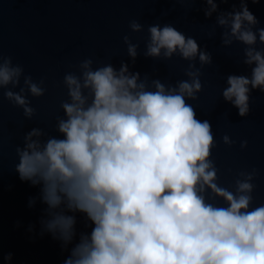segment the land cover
<instances>
[{
	"label": "clouds",
	"instance_id": "1",
	"mask_svg": "<svg viewBox=\"0 0 264 264\" xmlns=\"http://www.w3.org/2000/svg\"><path fill=\"white\" fill-rule=\"evenodd\" d=\"M171 2L204 4L205 19L215 15L208 38L220 29L222 48L243 46L240 63L249 71L227 75L220 99L248 117L252 93L264 94V27L248 7L260 0ZM128 28L145 32L137 19ZM146 32L143 56L179 57L187 62L185 79L172 84L132 71L140 40L125 34L128 61L118 68L93 57L79 61L62 78L67 99L56 110L55 135L33 127L16 147L13 170L38 188L28 207L43 206L38 235L67 252L62 264H264V203L253 195L258 170H240L231 185L221 184L212 124L197 118L202 70L213 64L212 54L171 23L148 24ZM46 92L45 79L34 80L0 49V105L7 101L31 121L32 99ZM220 142L236 143L228 134ZM247 146L240 141L241 150ZM78 216L85 230L78 231ZM12 259L3 252L0 207V262Z\"/></svg>",
	"mask_w": 264,
	"mask_h": 264
},
{
	"label": "water",
	"instance_id": "2",
	"mask_svg": "<svg viewBox=\"0 0 264 264\" xmlns=\"http://www.w3.org/2000/svg\"><path fill=\"white\" fill-rule=\"evenodd\" d=\"M233 6L221 4L219 8L230 10ZM204 7L202 3L179 4L171 0H0V49L13 58L14 64L22 65L25 74L36 81L45 79L47 87L43 97L32 99L37 115L31 121L24 120L22 110L7 101L0 105L2 244L4 254H13L11 264H62L67 255L50 236L38 235L43 206L37 201L35 207H28L29 198L38 195V188L21 182L13 170L17 163L15 149L22 145L23 135L33 127L55 135L56 110L60 101L67 99L62 86L64 74L88 57L101 63L112 62L118 68L121 60L128 61L122 43L125 34L132 35L134 43L140 40L141 54L132 71L172 84L185 79L187 62L179 57L161 62L143 56L146 26L156 22L173 24L212 54L213 64L202 70L204 87L195 106L197 118L212 124L218 145L213 149V159L220 170L219 182L231 185L238 171L256 168L259 174L253 195L256 203H264V94L252 93L251 111L246 118L239 117L235 108L220 99L226 76L247 74L249 70L240 63L242 45L234 43L231 48H222L220 29L214 38H208L215 15L205 19ZM248 7L259 26L264 27V0L249 3ZM133 19L145 25V32H129L128 24ZM225 134L236 141L231 148L220 142ZM242 140L248 142L244 150L240 149ZM77 219L78 231L85 230L83 217ZM30 224L35 226L34 233L27 231Z\"/></svg>",
	"mask_w": 264,
	"mask_h": 264
}]
</instances>
